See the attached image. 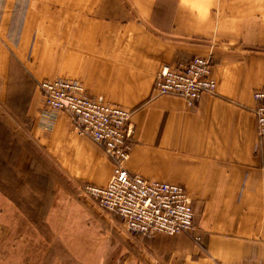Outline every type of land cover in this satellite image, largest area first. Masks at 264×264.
<instances>
[{"label":"crops","instance_id":"0c3cea01","mask_svg":"<svg viewBox=\"0 0 264 264\" xmlns=\"http://www.w3.org/2000/svg\"><path fill=\"white\" fill-rule=\"evenodd\" d=\"M195 57L209 58L214 94L194 106L153 94L159 72ZM57 79L131 112L127 169L183 186L199 223L202 247L182 234L127 235L123 264L264 262V141L253 98L264 86V0H0V101L9 90L29 94L24 108L38 117V83ZM33 134L71 178L109 184L112 161L68 115Z\"/></svg>","mask_w":264,"mask_h":264},{"label":"rangeland","instance_id":"374dc122","mask_svg":"<svg viewBox=\"0 0 264 264\" xmlns=\"http://www.w3.org/2000/svg\"><path fill=\"white\" fill-rule=\"evenodd\" d=\"M14 72L21 74V68ZM28 96L9 90L0 101V264H123L117 257L122 247L128 249L132 233L82 194L84 183L64 172L32 135L33 129L44 130L41 108L38 117L24 108ZM194 225L193 234L182 235L202 247L196 217Z\"/></svg>","mask_w":264,"mask_h":264},{"label":"built area","instance_id":"2783aa9c","mask_svg":"<svg viewBox=\"0 0 264 264\" xmlns=\"http://www.w3.org/2000/svg\"><path fill=\"white\" fill-rule=\"evenodd\" d=\"M216 88L209 58L195 57L159 72L153 94L176 96L194 106L204 95L214 94ZM38 89L42 95L40 127L50 132L60 114L68 115L77 133L102 147L114 165L106 187L84 185L82 194L93 199L101 209L118 216L126 229L137 236L172 237L195 232V214L183 186L147 180L127 169L133 136L129 110L89 97L77 81L45 80L38 83ZM253 98L259 138L264 141V86L254 92ZM194 239L201 242L196 235Z\"/></svg>","mask_w":264,"mask_h":264}]
</instances>
